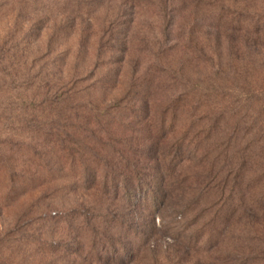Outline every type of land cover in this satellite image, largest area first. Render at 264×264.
<instances>
[{
    "label": "rangeland",
    "instance_id": "obj_1",
    "mask_svg": "<svg viewBox=\"0 0 264 264\" xmlns=\"http://www.w3.org/2000/svg\"><path fill=\"white\" fill-rule=\"evenodd\" d=\"M245 79L261 102L233 120ZM143 80L152 96L137 105ZM182 92L206 103L179 105L169 144L187 123L203 149L176 160L164 206L49 166L51 134L86 136L91 106H120L130 127L113 134L134 146L147 124L122 107L158 123ZM31 154L55 176H35ZM0 264H264V0H0Z\"/></svg>",
    "mask_w": 264,
    "mask_h": 264
},
{
    "label": "trees",
    "instance_id": "obj_2",
    "mask_svg": "<svg viewBox=\"0 0 264 264\" xmlns=\"http://www.w3.org/2000/svg\"><path fill=\"white\" fill-rule=\"evenodd\" d=\"M177 80L180 86L186 87V85L183 84V79L178 78ZM235 82H237V78ZM154 83V80H143L137 84L138 86H135L136 84L134 85L135 90L130 93L138 97L139 100H135V103L137 101L143 103L148 101L147 99L150 100ZM243 83V86L237 84L236 88L238 92L232 89L231 95L229 96L231 99H235L232 103L234 109L231 110V115H229L230 119L233 120L236 117L237 106L244 109V111L249 114V112L261 102L258 96H256L255 90L252 88L249 89L250 91L248 90L250 81L245 79ZM193 85L196 86V83ZM74 90L76 91L75 88L67 90V93L62 100H60L62 105L65 104L67 106L72 98V96L69 95L71 92H74ZM185 93L186 95H183ZM78 94L80 93L76 92L75 96ZM173 96L170 104H168L169 107L163 110L158 123L157 120H155L154 123L149 108L145 109L142 107L139 108V110H133L132 108H124L126 104L122 107L123 110L129 113L128 118H136L139 113L141 116L138 119L143 118L144 122L147 124L146 127L140 128V136L143 138V144L135 143L134 146H132L131 141L125 139V141L122 139L120 140V138L118 139L117 136L113 134L112 127L114 122L122 124L125 128L127 126L130 127L128 123L121 122V116H117L120 115L121 112V110L118 112L120 106H107L104 109H100L98 106H91L90 110L92 111L90 114L85 112L82 116L83 120L86 121V131H83L86 132V136H82L80 132H75L74 134H68L69 139H63L62 136L59 137V135H57V137H55V134H51L53 139L47 142V144H49L47 146L54 155V162L49 166L67 168L68 170L70 168H75L77 171H81V179L86 185H91L90 189H93V187L101 183L104 193H110L112 191L118 194L120 191H123V195L131 200L135 193L143 191L146 193L147 197L150 196L152 198L153 206L161 203H163L164 206L168 199V195L161 196L160 190L168 184L171 187L173 186V182L176 179V176L173 175L176 167V160L188 157L185 156V154H188L191 150L193 152L192 154H195V157H191V159H197L203 149L201 146L203 142H201L200 139L195 149H192L194 141L196 142L198 140L197 138L191 137V127L187 128V123L182 126L185 131L182 133L181 137L171 144H169V142H171V134H173L174 128L177 126V118L175 116H177L178 110L181 107L179 105H182L185 100L189 105L192 103L201 105L202 102H204L203 98L205 95L200 94L199 96L201 99L199 100H196L198 96L195 93L189 94L187 92H182L180 95H177V97H175V94H173ZM16 100L25 105V107L29 106V103H35L34 100L32 101L29 99V94L18 96ZM227 100L228 99H224L222 103L226 104ZM205 103L206 102H204V104ZM256 117L259 118L258 115L255 116V118ZM225 121L227 122V120ZM148 122H151L150 125ZM258 124L259 123H252V126ZM68 135L65 134L64 137ZM70 135H72L73 138H70ZM44 143L46 142L44 141ZM8 150L10 152V149ZM67 152L70 154H67ZM127 155L129 157H127ZM132 157L141 158L143 161H146L147 165L145 169L150 173H141L138 170V166L132 162ZM30 159L33 162V166L35 165L37 167L35 169V176L41 175L42 173H49L48 175L50 177L55 176L50 170L43 167L42 163H39V159L34 155L31 154ZM168 159L171 160L167 165ZM162 163L165 165L164 170H161V167H159ZM10 174V182L13 183L14 172H10Z\"/></svg>",
    "mask_w": 264,
    "mask_h": 264
}]
</instances>
